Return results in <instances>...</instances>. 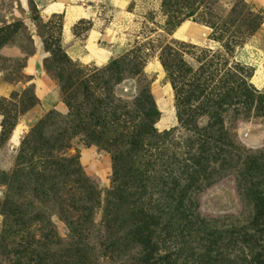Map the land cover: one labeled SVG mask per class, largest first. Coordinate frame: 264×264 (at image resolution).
I'll list each match as a JSON object with an SVG mask.
<instances>
[{
	"label": "rangeland",
	"instance_id": "rangeland-1",
	"mask_svg": "<svg viewBox=\"0 0 264 264\" xmlns=\"http://www.w3.org/2000/svg\"><path fill=\"white\" fill-rule=\"evenodd\" d=\"M0 264H264V0H0Z\"/></svg>",
	"mask_w": 264,
	"mask_h": 264
},
{
	"label": "crops",
	"instance_id": "crops-1",
	"mask_svg": "<svg viewBox=\"0 0 264 264\" xmlns=\"http://www.w3.org/2000/svg\"><path fill=\"white\" fill-rule=\"evenodd\" d=\"M52 7V10H54V9H56L57 10V8H61L62 6L60 5V6H51Z\"/></svg>",
	"mask_w": 264,
	"mask_h": 264
}]
</instances>
